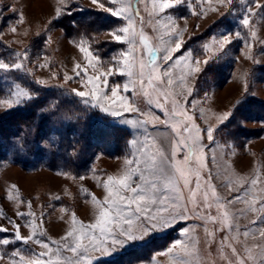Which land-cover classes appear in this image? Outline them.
<instances>
[{
    "label": "rangeland",
    "instance_id": "obj_1",
    "mask_svg": "<svg viewBox=\"0 0 264 264\" xmlns=\"http://www.w3.org/2000/svg\"><path fill=\"white\" fill-rule=\"evenodd\" d=\"M255 2L256 0H243V3L241 0H233L230 8H225L215 0L211 5L201 3L200 0H185L181 5L155 17L160 19L161 23H166L164 17L172 15L177 26L187 29L183 33L185 46L182 53L184 55L190 53L193 62L209 61L208 70L193 74L186 81L187 86L194 89L188 99L187 109L196 123L207 127L206 121L215 124L217 115L225 111H233L230 120L220 126L215 143L209 146L207 156L208 168L213 175L212 183L224 199H232L242 194L231 191L225 186L229 180L235 179L237 175L251 178L258 167L261 168V176L256 187L264 188V167H261L264 165V44L260 42L264 40V20H261L264 10H258L257 16L251 17V23L257 30V40L252 41L249 29L240 23L247 12V7L251 5L255 8ZM259 2L264 3V0ZM57 6V0H0V59L8 63L16 62V53L21 54L19 59L22 60L24 51L28 52V59L25 61V68L28 71L0 70V99H11V93L17 90L16 85L36 93L33 99L25 100L20 105L14 104L11 109L0 106V117L11 114L21 107L30 106L33 100L42 96H46L45 102L50 106L60 99L65 101L67 99L74 108L76 106L77 114L72 112L71 116L78 121L70 123L74 130L71 132L68 146L63 145L64 135L59 132L64 131L69 125V122H66L69 118L65 117L62 111L52 109L45 113L40 109L38 112L40 116H50L48 124H45L47 126L36 132L22 127L11 145V150L14 152L6 158H0V210L5 217L21 225V234L25 236L30 234V229L24 227V224L32 218L17 217L16 212L35 213L37 224L40 219L43 220L46 235L41 239L46 242L50 239L58 240L64 234L68 229L72 213H75L85 224L94 222L92 196L103 200L106 195L102 185H98L94 176L106 180L108 175L119 173L124 158L130 152L128 142L137 135L142 138V129H134L121 121L143 119L131 112L113 117L100 111L99 107L85 105L83 100L90 97H76L72 92L73 88L86 92L91 90V85L87 88L84 86L87 82L85 74L82 72L80 76H76L74 71L77 63L87 67V61L72 41L79 42L81 38L87 40L91 50L98 53L101 61L105 63L104 70H106L110 66L106 62L128 49L126 42L113 41L109 31L125 26L127 20L111 17L110 14L93 6L90 0H65V12L59 18H55ZM210 6L217 10L208 11ZM145 7L146 5L142 3L133 4L134 11L138 9L140 16L144 17L143 31L155 47L158 46L157 32L153 30L155 20L149 17ZM147 7L150 10L151 3H148ZM201 8L205 9L204 13L193 14L199 13ZM21 14L24 16L23 23L18 22ZM135 19L139 31L140 18L135 17ZM149 20H152L151 25ZM12 27L16 28L15 33L11 31ZM156 27L157 31L162 33L163 30L159 26ZM236 32H240V37L233 39L226 52H216L217 45L213 43V39H218L221 34H229L231 38ZM248 43L253 44L251 49L246 47ZM204 44L209 45L208 50L204 49ZM246 54L251 56V59L247 58ZM156 59L158 64L163 63L159 59V54ZM42 64H48L49 67H40ZM201 67H204L202 63ZM175 71L179 74L181 69L177 68ZM53 74L56 78H53ZM95 74L92 68H87L88 76ZM65 75L72 76L73 79L66 82ZM37 80H44L46 83L37 84ZM108 80L107 92L111 97V87L122 86L127 77L114 74L108 77ZM120 94L130 99H137L144 112H151L164 118L161 108L147 104L142 97H132L131 93H124L122 88ZM112 99L115 98L106 102V106L112 103ZM180 100L183 104V97ZM192 101L198 102L195 109ZM161 103H163L162 97ZM166 106L170 108L171 104ZM200 108L205 110L204 117L200 115ZM86 114L93 115V119L97 120L98 128L101 130L102 125L105 131H99L101 135L98 142H93L92 136L88 133L89 146L85 149L78 139L87 128L85 126L84 129L81 122ZM49 122L53 126H50ZM148 130L150 133L170 132V129L162 124L153 126L150 123ZM90 132H94L93 127H90ZM35 133L38 134L37 138L34 137ZM204 143L209 142L205 139ZM217 145L221 147L217 148ZM212 149L217 153L216 164L212 163ZM221 153H223L222 158ZM58 173L70 175H58ZM81 176L84 179H80ZM12 185H15L16 189H12ZM83 189H87V193L83 192ZM17 191L23 202L15 199ZM9 192L13 195L11 200L8 199ZM257 194L264 193L257 192ZM57 196L60 199H55ZM29 202L31 209L28 207ZM229 207L239 216L235 223L239 224L241 232L246 230V226L252 229L264 228V222L250 223L255 219L254 213L240 215L239 210L244 209L245 204L236 203ZM211 211L213 215L216 214L215 208ZM41 213L44 215L41 216ZM8 219L0 217V227L8 229L7 232L0 233V238L14 237V229L8 223ZM199 225L200 221L195 219L181 221L168 231L157 233L147 244L137 243L127 249L117 250L110 256L93 255H96L100 261L98 264H171L167 255H159V253L166 252L175 240L183 238L180 235L182 228L198 226L197 234L203 241L204 229ZM215 227L219 228L220 225L217 224ZM225 234V231L218 232L217 240L211 246L212 255L208 259L214 264H228L227 260L220 258L218 251L220 239ZM254 242L256 241L251 238L248 240L249 245ZM237 247L241 254H244L243 248L239 245ZM16 249L22 253L28 249L35 254L44 251L32 242L27 245L16 242L2 246L0 256L4 258L0 259V264H9L8 255ZM201 250L207 256L209 250L204 248L203 243ZM225 251L234 262L235 258L231 256L230 250L225 249Z\"/></svg>",
    "mask_w": 264,
    "mask_h": 264
},
{
    "label": "snow or ice",
    "instance_id": "obj_2",
    "mask_svg": "<svg viewBox=\"0 0 264 264\" xmlns=\"http://www.w3.org/2000/svg\"><path fill=\"white\" fill-rule=\"evenodd\" d=\"M90 2L113 18L127 20L125 26L110 30L109 34L117 43L126 42L128 49L106 62L110 66L104 70L105 63L101 61L98 53L91 50L87 40L81 38L79 42L72 41L87 61V67H82L79 63L75 65L76 76H80L83 72L87 77L84 86L87 88L91 85L90 92L75 88L72 92L76 97H90L83 100L85 105L99 107L100 111L113 117H119L122 113L128 112L143 117V119L121 121L134 129H142V138L137 135L128 142L130 152L124 158L123 167L117 175H108L106 180L94 176L98 185H102L106 193L103 200L92 196L94 222L85 224L75 213H72L68 229L64 234L58 240L50 239L46 242L41 239L46 235L43 220L40 219L37 224L35 213L16 212L17 217L32 218L24 224V227L30 229V234L25 236L21 234V225L5 217L0 210V217L8 219V223L14 229L12 239L0 238V247L16 242L26 245L32 242L44 249L38 254L28 249H25L23 253L19 249L13 250L8 255L9 264H98L100 261L93 254L110 256L117 250L127 249L137 243L147 244L157 233L166 232L179 222L189 219L200 221L199 226L204 229L203 241L197 234L198 226L182 228L180 235L183 238L175 240L166 252L159 253V255H167L171 264H214L208 257L212 255L210 249L220 231L226 232L219 242L218 251L221 259L227 260L228 264H264V228L252 229L246 226V230L241 232L239 224L235 223L239 216L229 207L236 203H243L245 208L239 210L240 215L251 212L255 214V219L250 223L264 222V194H257V192L264 193V188L256 187L260 182L261 168L258 167L251 178L237 175L225 185L231 191L242 192L241 195H236L232 199H224L219 195L216 186L212 183L213 175L208 168L207 156L209 146L215 143L220 126L230 120L233 111H225L217 115L215 124L206 121L207 127L196 123L187 109L188 99L194 89L187 86L186 81L193 74L208 70L209 61L195 60L193 62L190 53L188 55L182 53L185 46L183 33L187 29L177 26L172 15L164 17L166 23L155 19L165 14L166 10L181 5L185 0H107V2L90 0ZM200 2L211 5L213 0H200ZM215 2L225 8H230L233 4V0H215ZM241 2L243 3V0ZM134 3L145 4V11L155 20L153 30L157 32L158 46L154 47L149 36L143 31L144 17L140 16L138 9L134 11ZM148 3H151L150 10L147 7ZM57 4L55 18H59L65 12V0H57ZM216 10L211 6L208 9L213 12ZM258 10H264V3L256 0L255 8L249 5L246 14L240 20V23L249 29L252 41L258 39V34L251 23V17L257 16ZM204 12L205 9L201 8L199 13L193 14L200 15ZM135 17L140 18L139 31L136 28ZM261 20H264V16ZM18 22H24L22 14ZM149 24H152V20H149ZM156 26L163 30L162 33L157 31ZM11 31L15 33L16 28L12 27ZM239 37L240 32H236L231 38L229 34H221L218 39L214 38L213 43L217 45L216 52H226L233 39ZM260 42L264 44V40ZM203 47L205 50L209 49L208 44H204ZM246 47L251 49L253 44L248 43ZM157 54L162 64L157 63ZM15 55L16 62L8 63L0 59V70L28 71L25 68V61L28 59L27 50L24 51L22 60L19 59L20 53ZM247 58L251 59V56ZM40 67H49V65L42 64ZM88 67L92 68L96 74L88 76ZM177 68L181 69L179 74L175 71ZM114 74L126 76L127 80L122 86H112L111 97H109L108 77ZM53 78H56L55 74ZM64 79L67 82L73 77L65 75ZM36 83L42 85L46 81L37 80ZM121 88L124 93H131L135 98L142 97L147 104H154L161 108L164 118L151 112H144L137 99H130L120 94ZM16 89L11 93V99H0V106L11 109L14 104L20 105L36 95L21 88L20 85H16ZM161 97L163 103H161ZM181 97L184 100L183 104ZM111 98L115 99L106 106V102ZM169 103L170 108L166 106ZM197 103L192 101L194 109ZM199 112L201 117L205 116L203 108H200ZM150 123L153 126L162 124L169 128L170 132L150 133L148 130ZM205 139L209 142L208 144L204 143ZM220 147L217 145V148ZM222 156L223 153L221 158ZM212 163H217L215 149H212ZM206 171L207 175H205ZM58 175L70 174L58 173ZM79 178L84 179L83 176ZM11 188L16 189V186L12 185ZM82 191L87 193V189ZM8 199H13L12 192H9ZM15 199L23 202L18 191ZM55 199L58 200L60 197L57 196ZM28 207L31 209V202L28 203ZM213 208L216 209L215 215L211 211ZM43 215L41 213V216ZM217 224L220 225L219 228L215 227ZM7 231V228L0 227V233ZM250 238L256 242L249 245ZM201 243L205 249L209 250L207 256L201 250ZM237 245L243 248L244 254H241ZM225 249L230 250L231 256L235 258L234 262ZM3 258L4 256H0V259Z\"/></svg>",
    "mask_w": 264,
    "mask_h": 264
},
{
    "label": "trees",
    "instance_id": "obj_3",
    "mask_svg": "<svg viewBox=\"0 0 264 264\" xmlns=\"http://www.w3.org/2000/svg\"><path fill=\"white\" fill-rule=\"evenodd\" d=\"M45 97L46 96H42L36 100H33L30 106L21 107L11 114L0 117V158H6L7 156L11 155L12 152H14V150H11V145H13L14 138L19 130L22 129V127L25 129H33L36 132L39 129H43L47 126L45 124H48L47 121L48 117L50 118V116H40L38 114L40 109L44 110L45 113L50 112L52 109L53 111H62L65 114V117L69 118V120H66V122H69V125L64 128V131L60 130L59 132L64 135V138H62V140H64L63 145L68 146V140L70 139L71 132L74 130V127L70 123L78 121L77 118L71 116L72 112H76V106L74 108L73 105H71V101L68 102L67 99L66 101L61 99V101L57 100L52 106H50V104L48 105L47 102H45ZM82 113L85 112L82 111ZM50 115L53 116L52 114ZM92 116L93 115L86 114V116L81 119V122L84 125L83 128L85 129V126H87V128L82 133V135L79 136L78 140L85 149L87 146H89V138H87L88 133H90V136H92L91 140H93V142H98L99 136L101 135L99 131H105V128L103 129L102 125L101 130L98 128V123L96 122L97 120L95 121ZM93 122L95 123L92 124ZM49 125L53 126V124L50 122ZM90 127H93L94 132H90ZM37 135L38 134L35 133L34 137L37 138Z\"/></svg>",
    "mask_w": 264,
    "mask_h": 264
}]
</instances>
